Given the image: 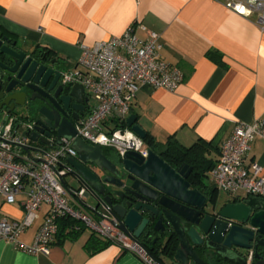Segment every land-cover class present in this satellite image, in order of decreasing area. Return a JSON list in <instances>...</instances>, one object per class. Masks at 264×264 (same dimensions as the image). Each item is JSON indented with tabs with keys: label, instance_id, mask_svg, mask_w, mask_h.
Returning a JSON list of instances; mask_svg holds the SVG:
<instances>
[{
	"label": "crops",
	"instance_id": "0c3cea01",
	"mask_svg": "<svg viewBox=\"0 0 264 264\" xmlns=\"http://www.w3.org/2000/svg\"><path fill=\"white\" fill-rule=\"evenodd\" d=\"M133 25L141 39L147 32L158 34L161 59L183 74L174 92L142 86L131 107L129 116L135 115L158 145L174 140L188 148L202 141L208 144L207 159L216 162L237 123L264 119V32L255 13L238 14L225 0H0V27L30 49L51 50L66 68L78 63L82 44L121 36ZM102 149L107 158L119 155ZM244 162L258 163L264 174V139L251 144ZM210 170L204 183L215 189ZM216 191L220 205L231 199L227 194L219 200ZM46 209L20 243H33ZM3 216L19 220L24 212L19 204L0 200ZM66 232L57 233L49 255H30L0 241V264H145L115 244L89 254L85 244L91 234L83 231L72 239L63 237Z\"/></svg>",
	"mask_w": 264,
	"mask_h": 264
},
{
	"label": "built area",
	"instance_id": "2783aa9c",
	"mask_svg": "<svg viewBox=\"0 0 264 264\" xmlns=\"http://www.w3.org/2000/svg\"><path fill=\"white\" fill-rule=\"evenodd\" d=\"M226 6L241 15H257V25L264 32V0H225ZM145 30L144 28H142ZM160 36L147 32L144 39L135 34L134 25L123 35L95 43L82 44L75 67L64 69L61 81L72 88L81 85L94 104L90 112L74 123L76 137L101 148L114 149L120 157L132 151L146 158L148 148L143 139L126 125L137 92L142 86L174 92L183 80L182 72L160 57ZM125 125L122 127V125ZM36 123L26 116L5 113L0 123V200L19 204L21 219L0 218V241L30 255H49L61 219L77 223L103 240L118 245L145 264H159L132 235L124 233L114 221L98 216L85 202L84 190L67 181L70 166L67 158L76 157L75 138L54 139L50 145L34 142L31 134ZM264 139V119L237 123L221 145L219 157L209 172L214 187L231 198H264V174L258 163L245 165L251 144ZM43 220L32 244H22L19 237L39 219ZM245 264H255L253 249L246 251Z\"/></svg>",
	"mask_w": 264,
	"mask_h": 264
},
{
	"label": "water",
	"instance_id": "95a60500",
	"mask_svg": "<svg viewBox=\"0 0 264 264\" xmlns=\"http://www.w3.org/2000/svg\"><path fill=\"white\" fill-rule=\"evenodd\" d=\"M15 67L17 79L22 83L32 81L44 86L52 79L48 91L58 79L52 70L39 66L31 58L24 62L18 60ZM15 87L8 85L6 92L10 93ZM19 94L7 97L9 112L25 104L24 100H19ZM69 97L77 104L82 103L83 87L69 88ZM50 101L53 108L49 111L41 108V117L34 119L36 125L31 139L49 146L51 135L45 131L50 127L57 128L56 144H61V138H75L72 147L77 155L67 158L71 168L69 175L77 184L71 186L83 189L85 198H93L95 204L88 208L96 215L103 217L104 212L107 213L124 233L136 240L155 221L153 230L163 231V221H167L179 239L173 258L177 264L190 261L209 264V260L215 259L224 264H245L244 252L251 249L255 252V264H264V198L239 196L220 206L209 207L211 200L207 195L191 188L189 165L173 169L152 149L148 150L146 158L136 152H126L116 164L105 156L100 146L89 145L76 137L74 123L65 116L62 118L63 108L54 99ZM126 125L141 139H146L147 133L137 123L135 115L127 117ZM186 224L193 227L186 229Z\"/></svg>",
	"mask_w": 264,
	"mask_h": 264
},
{
	"label": "flooded vegetation",
	"instance_id": "af4514ba",
	"mask_svg": "<svg viewBox=\"0 0 264 264\" xmlns=\"http://www.w3.org/2000/svg\"><path fill=\"white\" fill-rule=\"evenodd\" d=\"M31 58L32 61H36L39 66H45L47 69L52 70L57 76L58 79L55 82L53 88L48 91L50 82L44 86L39 84H34L32 81L28 83H22L21 79H17V68L15 64L18 60L26 61V59ZM15 67V68H14ZM65 69V66L61 60L56 56L47 54L46 52L40 49H30L18 42L16 38L6 32L0 27V120L3 118L5 113L16 114L19 116H26L31 119H38L41 117L39 111L41 108H45L46 111H49L53 108V103L50 101V98L54 99L62 108L63 116L69 119V121L75 123L76 118L78 120L86 116L91 110V98L86 96L82 103L77 104L76 100L69 97V87L64 86L61 81L62 73ZM8 85H16L10 93L6 92ZM14 93L19 94V100L22 102L24 100L25 104L21 107L15 106L12 111H10V103H7V97ZM56 127H50L47 129L51 137L49 140L54 139L56 136ZM43 135H40L42 137ZM161 159L167 163L171 168L178 169L180 165L179 162H175L164 156L160 149L154 150ZM119 155H112L111 161L118 164ZM181 165H188L186 162H183ZM190 166V165H189ZM191 167V166H190ZM194 173L193 167H191L190 176ZM188 178V181H189ZM209 199V198H208ZM214 204L220 205L218 200L208 203L209 207H212ZM208 212L212 213L211 209L208 208ZM104 216L109 217L107 213L104 212ZM156 221L152 223L151 227L145 231L137 240L142 246H146L154 254L160 253V256L164 257V263L169 264L167 254L170 252V249L176 247V250L179 247V239L173 229L167 224V221H163L164 230L155 231L153 226ZM192 224H186L184 228H192ZM201 248V247H200ZM203 248V247H202ZM200 251V250H199ZM209 260V264H224L221 261ZM212 262V263H211ZM192 262L190 261L189 264Z\"/></svg>",
	"mask_w": 264,
	"mask_h": 264
},
{
	"label": "trees",
	"instance_id": "16d2710c",
	"mask_svg": "<svg viewBox=\"0 0 264 264\" xmlns=\"http://www.w3.org/2000/svg\"><path fill=\"white\" fill-rule=\"evenodd\" d=\"M47 54L55 56L51 50L47 48H39ZM209 56L211 57H217V55L214 54V52H209ZM59 59V58H58ZM60 60V59H59ZM125 125L123 124L122 127ZM144 142L150 147H156L158 146L161 150L162 154L168 158H171V160L175 162H179L178 164L181 165L183 162H186L188 165L193 167L194 173L191 174V177L189 178V183L191 185L192 189L198 190L201 193H204L207 195V197L211 200V202H214L217 197V189L210 188L204 183V178L206 177V173L212 169L216 162H213L212 159H207L206 153L208 151V144L202 141H197L192 146L186 148L179 145L176 141H168L165 144H157L153 138L149 136V134L146 135V139ZM77 223L70 219H61L59 221V228L61 227V231L58 234H62L63 232L67 231L63 237L69 236L70 238H75L78 234L83 232L85 229L80 228L79 230H75ZM112 244L111 242L101 240L98 237H96L94 234L91 233V236L87 243L85 244V249L89 254H94L104 248H106L108 245ZM144 246V245H143ZM144 248L151 254V256L157 260L164 263V257L160 256V253H152L150 249H148L146 246ZM176 252V247H173L170 249V252L167 254L168 259L173 260L174 255ZM166 258V257H165ZM206 260V259H205Z\"/></svg>",
	"mask_w": 264,
	"mask_h": 264
},
{
	"label": "rangeland",
	"instance_id": "374dc122",
	"mask_svg": "<svg viewBox=\"0 0 264 264\" xmlns=\"http://www.w3.org/2000/svg\"><path fill=\"white\" fill-rule=\"evenodd\" d=\"M90 102H91V105L94 104V101L92 99H91ZM1 122H2V119L0 120V123ZM65 179L70 185H75V186L77 185L75 180L70 175L66 176ZM227 197H228V195H227V193L225 191H222V190L218 191V199L219 200L225 201L227 199ZM85 202H86L87 206H89V207H93L94 204H95V202H94L92 197L85 198ZM90 234H91V231H89L87 229L84 230V236L90 235Z\"/></svg>",
	"mask_w": 264,
	"mask_h": 264
}]
</instances>
